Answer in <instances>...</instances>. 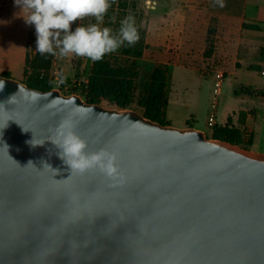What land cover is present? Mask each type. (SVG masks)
Segmentation results:
<instances>
[{
	"label": "water",
	"instance_id": "1",
	"mask_svg": "<svg viewBox=\"0 0 264 264\" xmlns=\"http://www.w3.org/2000/svg\"><path fill=\"white\" fill-rule=\"evenodd\" d=\"M0 81V264H264V153ZM66 119L123 183L72 174L52 141Z\"/></svg>",
	"mask_w": 264,
	"mask_h": 264
},
{
	"label": "rangeland",
	"instance_id": "2",
	"mask_svg": "<svg viewBox=\"0 0 264 264\" xmlns=\"http://www.w3.org/2000/svg\"><path fill=\"white\" fill-rule=\"evenodd\" d=\"M169 2L172 3L173 0H166L164 2L166 9H160L161 6L157 0H115L105 18L104 26H110L115 31L119 27V21L131 13L135 16L140 39L134 46H123L116 53L108 56L113 61L114 66L126 67L129 70L133 68L135 63L139 65L141 73L140 77L135 80L136 98L139 96L143 98L146 93L149 75L153 68L158 65L165 66L170 76L166 115L169 116L174 106L180 110L187 107L190 109L199 107L198 119L207 122L214 77L202 75V70L172 67L171 63L178 62L180 55L188 50L189 54H193L197 58H207L213 50L212 38L209 37L206 43L197 39L196 42H192L188 46L185 43H176L170 38L167 31L174 25L178 29L177 25L189 26V24L195 29H201V26H197V24H205L208 20H216L217 17L214 15L215 12L210 9L209 0H203L197 6L184 0H178L180 4L178 10L168 9ZM27 14L25 9L16 4V0H0V75L3 73V69H9L14 79L25 80L23 55L29 33L27 53L31 63L37 62L38 66L48 74L55 89L60 90L65 95H79L81 83L88 82L94 62L76 56L58 58L48 54H40L35 49L34 26L25 23ZM113 16L116 18V23L111 22ZM91 22H94L91 18L78 20L72 25L73 30L78 25ZM130 76L133 79V75ZM207 101L209 102L208 114L204 105L207 104ZM221 105L222 101L218 107L217 117L221 111ZM102 106L113 109L107 100L102 101ZM189 119L193 123L194 118L189 116ZM164 123L169 125L170 122L164 120ZM203 127L207 136L211 138L213 132L210 130L211 127ZM243 146L252 150L249 143H244Z\"/></svg>",
	"mask_w": 264,
	"mask_h": 264
},
{
	"label": "crops",
	"instance_id": "3",
	"mask_svg": "<svg viewBox=\"0 0 264 264\" xmlns=\"http://www.w3.org/2000/svg\"><path fill=\"white\" fill-rule=\"evenodd\" d=\"M157 0L160 9H166L164 2ZM197 6L203 0H184ZM210 1V9L215 12L216 20H208L205 24H197L201 29L189 26L175 25L167 32L176 43H185L188 46L197 39L206 43L212 38L213 50L207 58H197L185 51L178 58V62L171 63L189 70H221L226 75L222 105L217 122L212 127L209 122L198 119L199 107L190 109L174 106L169 116L166 115V106L163 119L168 120L172 127L184 129L193 127L205 132L203 126H225L230 130L240 132L242 144L249 143L255 152H264V59L261 52L264 49V0H224L225 7L221 8L216 0ZM168 9L178 10V0L169 2ZM168 37V36H167ZM29 33L24 50V68L26 63ZM169 38V37H168ZM11 73L3 69V73ZM168 90V88H167ZM209 101V100H208ZM205 105L209 113V102ZM168 107V106H167ZM181 111V112H180ZM189 116L194 118L190 122ZM245 130L251 131V138H243ZM213 133V132H212Z\"/></svg>",
	"mask_w": 264,
	"mask_h": 264
},
{
	"label": "clouds",
	"instance_id": "4",
	"mask_svg": "<svg viewBox=\"0 0 264 264\" xmlns=\"http://www.w3.org/2000/svg\"><path fill=\"white\" fill-rule=\"evenodd\" d=\"M114 3L115 0H16V4L28 13L25 23L34 26L35 49L40 54L58 58L76 56L92 62L103 60L123 46H134L140 39L135 16L131 13L119 21L115 31L104 26ZM216 4L225 7L224 0H216ZM86 18L94 22L78 25L73 30L76 21ZM111 22L116 23L114 16ZM3 87L4 83L0 81V90ZM35 99L34 93L32 100ZM74 128L73 120L62 121L56 129L55 140H52L62 150L61 158L70 166L72 174L98 170L113 185L123 183L125 177L118 163V153L107 148L87 151V142L76 134ZM29 143L42 145L34 144L33 140Z\"/></svg>",
	"mask_w": 264,
	"mask_h": 264
},
{
	"label": "trees",
	"instance_id": "5",
	"mask_svg": "<svg viewBox=\"0 0 264 264\" xmlns=\"http://www.w3.org/2000/svg\"><path fill=\"white\" fill-rule=\"evenodd\" d=\"M261 55L264 59V49ZM132 67L128 70L126 67L114 66L111 58L108 55L105 56L103 60L93 63L88 82L81 83L79 95L87 103L102 105V101L107 100V103L113 109L135 110L152 121L166 125L163 112L167 104V88L170 77L167 68L162 65L155 66L150 72L146 93L143 98L141 96L136 98L135 80L140 77L141 70L136 63ZM131 74L133 79L130 76ZM2 75L12 78L10 73ZM24 78L25 80L22 82L32 89L40 91L55 89L48 74L38 66L37 62L31 63L28 53L26 55ZM211 138L225 140L244 147L240 132L230 130L225 126H216Z\"/></svg>",
	"mask_w": 264,
	"mask_h": 264
},
{
	"label": "built area",
	"instance_id": "6",
	"mask_svg": "<svg viewBox=\"0 0 264 264\" xmlns=\"http://www.w3.org/2000/svg\"><path fill=\"white\" fill-rule=\"evenodd\" d=\"M204 75H212L214 77L213 87H212V99L210 104V113L208 117L209 124L214 127L217 122V112L220 105V101L223 96V88L226 80V75L221 70H206L203 72ZM264 75V72H262ZM252 134L250 130H245L243 134L244 140L248 141Z\"/></svg>",
	"mask_w": 264,
	"mask_h": 264
}]
</instances>
